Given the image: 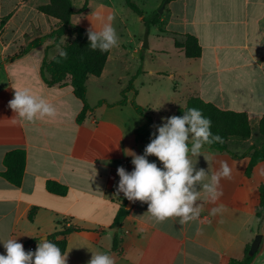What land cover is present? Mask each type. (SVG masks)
Listing matches in <instances>:
<instances>
[{
	"label": "crops",
	"instance_id": "0c3cea01",
	"mask_svg": "<svg viewBox=\"0 0 264 264\" xmlns=\"http://www.w3.org/2000/svg\"><path fill=\"white\" fill-rule=\"evenodd\" d=\"M76 1L71 0V21L86 11L90 0ZM47 2L0 0V171L4 169L6 151L20 147L26 153L19 186L0 175V254L5 252L2 241L10 238L23 244L25 251H35L42 237L57 230L58 221H66L81 228L66 236L67 264H87L92 252L111 254L115 264H227L230 258L241 259L245 246L258 233L261 241L249 264H264V217L259 221L255 215L258 186L264 180V160L246 176L248 155L232 158L228 153L203 148L197 163L196 157L192 160L198 169L207 170L209 177L219 160L227 161L232 168V178L220 182L223 195L219 200L211 204L201 192L198 220L184 225L178 219L157 224L147 214L146 203L132 202L117 230L118 248L112 249L113 235L109 233L115 228L111 224L125 199L123 193L116 195L120 179L117 168L122 166L129 172L134 169L126 150L144 153L146 145L135 140L134 130L146 119L133 109L130 90L123 105L98 104L101 99L114 103L121 96L114 100L90 97L91 87H100L103 78L116 67L123 54L120 46L109 52L99 76L87 78L86 99L91 110L82 122L76 121L82 102L73 94L69 79L64 85H48L41 73L42 60L59 52L61 44L67 42L66 33L57 42L46 39L21 56L9 58L57 26L56 18L37 8ZM85 2V10L80 11ZM166 5L160 18L162 30H158L170 37L172 47L148 49L150 54L160 59L168 55L174 62H165L159 70L141 67L135 73L159 76L166 67L170 69L168 76L177 79L183 96H172L176 99L169 101L166 113L178 101L184 106L191 95L223 109L246 112L251 135L244 140L229 139V148L240 154L251 144L259 145L258 121L264 116V0H171ZM186 33L198 39L200 57L187 58L181 48L175 47L174 40H182ZM72 38L71 34L69 40ZM44 75L48 77V73ZM14 88L43 96L57 109V116L35 122L15 118L8 107ZM155 116L153 127L159 125ZM157 165L162 167L160 162ZM47 180L66 185L67 193L49 192ZM32 207L36 210L29 220ZM213 207L221 212L211 215Z\"/></svg>",
	"mask_w": 264,
	"mask_h": 264
},
{
	"label": "clouds",
	"instance_id": "9594fccd",
	"mask_svg": "<svg viewBox=\"0 0 264 264\" xmlns=\"http://www.w3.org/2000/svg\"><path fill=\"white\" fill-rule=\"evenodd\" d=\"M96 23L86 31L91 50L101 53L119 47V37L113 26L115 17L105 16L102 11L93 13ZM93 22V21H92ZM59 55L67 58V52L59 50ZM8 107L21 121L35 122L38 118H55L57 109L43 96H37L29 89L14 88L13 98ZM150 143L142 155L126 150L132 156L134 169L128 172L124 167L117 168L119 182L116 195L131 201L147 204V214L157 224L169 219H178L180 225L198 220L200 216L201 192L211 204L223 195L221 180L232 178V168L225 160L217 161L218 167L209 177L204 168H197V158L205 145L223 143L218 134L211 131V120L196 107L183 111L182 116L172 115L162 118L160 125L154 126ZM189 141L191 146H189ZM155 156L162 164L150 162L147 157ZM196 157V163L192 158ZM205 158V157H204ZM207 161V159L205 158ZM207 178V182L206 181ZM221 212L213 207L210 214ZM114 229L109 233L113 235ZM200 229L197 228L199 234ZM3 242L5 252L0 254V264H67L68 255L46 237L39 240L35 251H25L16 238ZM87 264H115V258L105 252H92Z\"/></svg>",
	"mask_w": 264,
	"mask_h": 264
},
{
	"label": "trees",
	"instance_id": "16d2710c",
	"mask_svg": "<svg viewBox=\"0 0 264 264\" xmlns=\"http://www.w3.org/2000/svg\"><path fill=\"white\" fill-rule=\"evenodd\" d=\"M170 1L171 0H162L161 4H164L165 6ZM125 4L140 17V20L147 28L151 25H156L159 30H162V21L160 19L162 13L155 10L150 14H145L144 11L132 0H125ZM37 8L40 12L56 18L58 20L57 26L47 34L32 39L18 53L9 58L21 56L31 48L41 44L46 39H53L54 42H57L63 34L70 32L73 35V38L64 44H61L60 48V50L67 52V58L61 57L59 52L49 60L44 58L41 62V73L48 85H64L66 84L67 79H69L73 94L82 102V108L76 116V121L82 122L85 118L86 112L91 110V106L86 99V80L89 75L99 76L101 74L109 52L101 53L99 50L93 51L90 49L89 40L86 34L88 28L74 25L71 22V16L74 13L71 0H49V2L39 5ZM85 8L86 2L80 8V11L85 10ZM174 45L175 47L181 48L187 58H197L201 56V45L193 34L186 33L182 40L175 39ZM44 73H48V77H46ZM132 78L129 79L127 85L120 91L121 98L118 101L108 103L101 99L98 101V104L106 103L109 106L114 104H125L127 102L126 92L133 90ZM130 103L135 112L144 116L146 119L144 124L138 126L134 130L135 140L147 145L150 143L152 134L156 132L153 127L152 117L148 112L149 108L137 104L134 101V98L130 100ZM192 107L200 109L203 115L211 120L212 133L218 134L223 139V143H215L211 146L205 145L203 149L215 152H225L232 158H241L242 156L248 155L249 161L245 168V175L249 176L252 168L258 162L264 160V116L258 121V133L261 139L260 144H251L242 153L238 154L229 148V139L235 138L244 140L250 137L251 127L247 113L244 111L223 109L199 96L191 95L187 98L184 106L178 107L172 115L182 116L183 111H187V109ZM189 146H191L190 141ZM148 160L150 162L159 163L156 157ZM25 161L26 153L23 148L16 147L6 151L2 158L4 169L0 171V175L9 183L19 186L22 182L25 170ZM46 188L49 192L56 195H65L68 191L66 185L53 180L46 181ZM258 190L259 203L256 207L255 215L258 220L261 221L264 217V180L259 184ZM126 202L127 199H123L111 224V227L116 230L113 233V250L118 248L119 237L117 230L121 227L123 219L129 212L125 207ZM35 210L36 207L30 208L28 212L29 220H32ZM57 226V230L49 234L47 239L56 243L61 248L62 253H64L67 244L66 236L70 232L81 230V228L73 224H67L66 221H58ZM249 246V244L245 246L244 255L241 259L230 258L227 264H249L255 256V253H248Z\"/></svg>",
	"mask_w": 264,
	"mask_h": 264
},
{
	"label": "rangeland",
	"instance_id": "374dc122",
	"mask_svg": "<svg viewBox=\"0 0 264 264\" xmlns=\"http://www.w3.org/2000/svg\"><path fill=\"white\" fill-rule=\"evenodd\" d=\"M145 14L162 8L161 13L164 14L167 5L161 4L162 0H132ZM160 2L159 5H157ZM77 1L75 0V4ZM102 11L105 16L111 14L115 17L113 26L119 37V46L123 49V54L119 58L116 67L111 74L103 78L100 87H91L90 97H105L108 100H114L120 97V90L124 84L127 85L132 77L133 90L129 91L130 97H134V101L143 106L150 107L148 109L151 117L156 115L157 124L162 123V118L169 117V113L182 106L178 101L176 106H172L170 111L166 113L165 108L169 101L177 96L182 98V88L174 77H169L170 69L166 67L163 74L157 75L149 73H135L138 68H144L147 71L159 70L174 60H169L168 55H163L166 59H160L157 55L150 54L149 47L161 46L169 50L172 47L170 37L159 34L158 27L151 25L147 28L140 17L133 12L126 4L125 0H90L85 12L76 14L72 18V24L83 27H91L92 23H96L93 13ZM93 21V22H92ZM147 34L148 47L142 48L143 38ZM71 33L66 32L67 41H69ZM135 73L134 75H132ZM135 92V95H134ZM127 97V95H126ZM168 108V110H169Z\"/></svg>",
	"mask_w": 264,
	"mask_h": 264
},
{
	"label": "water",
	"instance_id": "95a60500",
	"mask_svg": "<svg viewBox=\"0 0 264 264\" xmlns=\"http://www.w3.org/2000/svg\"><path fill=\"white\" fill-rule=\"evenodd\" d=\"M161 11H162V8L159 10V13H161ZM141 46L142 48L148 47L147 34H145ZM131 204L132 202L127 200L126 205H125L126 209H129L131 207ZM42 238L44 239L45 237H42ZM260 241H261V235L258 233L254 236L253 240L250 243L249 250H248L249 254H254L257 251Z\"/></svg>",
	"mask_w": 264,
	"mask_h": 264
}]
</instances>
